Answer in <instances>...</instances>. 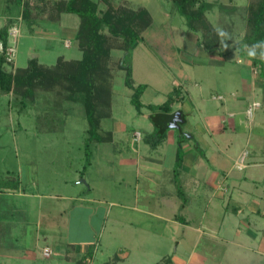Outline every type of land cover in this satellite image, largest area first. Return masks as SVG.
Returning a JSON list of instances; mask_svg holds the SVG:
<instances>
[{
	"label": "rangeland",
	"instance_id": "rangeland-1",
	"mask_svg": "<svg viewBox=\"0 0 264 264\" xmlns=\"http://www.w3.org/2000/svg\"><path fill=\"white\" fill-rule=\"evenodd\" d=\"M206 1L215 4L210 13L211 22L219 26L223 17L227 23V19L217 13L220 5H227L228 0ZM247 2L238 0L235 23L222 25L227 33H231V39L226 42L232 41L233 48L243 47L241 40L246 27L242 16L246 6H241ZM121 3L122 0H114L115 6ZM128 4L148 6L156 24L161 23L158 14H163L174 29L188 32L186 18L170 1L133 0ZM8 5L0 0V25L5 23L3 18ZM13 5L11 7L20 14V4L14 0ZM68 15L77 24L74 26L71 22L72 26L65 24V27L77 28L79 16ZM17 24L21 32L14 63L16 68H26L35 55L41 64L48 66L55 65L60 56L67 60L81 59L82 52L75 39L70 37L65 45L64 29L58 28V37L52 38L50 33L44 35L36 31L40 29L39 21L34 23L33 34L26 23L19 21ZM51 27L55 28V25ZM232 34L238 37L232 38ZM141 42L135 50L136 85L147 82L148 90L141 98L142 103L160 104L166 101V96L163 99L157 97L159 92L154 85L161 86L162 83L165 89L169 88L171 82L168 85L165 82L173 80L177 71L166 67L158 53L154 54L152 48H146ZM228 48L223 46L229 53L223 70L232 67L238 58L237 52L232 53L233 50ZM242 56H239L242 62L251 61L244 51ZM121 57L125 59L122 51H113L112 117L103 118L99 130L103 137L111 133L113 142L112 139L105 144L96 139L89 140L83 104L72 102L66 95L41 92L34 102H21L22 98L16 102L11 95L0 93V264H259L255 254H247L229 242H217L207 236L198 241L196 233L185 231L184 234L180 226L152 215L138 217L132 211L134 206H146L153 214L162 216L177 215L180 218L186 214L179 207L166 209L162 206V197L170 189V184L166 189L164 181L175 176L177 166L172 141L167 140L158 150H151L142 142L140 146L131 143L134 132L145 134L153 128L150 120L139 115L131 103L133 91L125 86L126 72L119 67ZM184 58L190 61L189 56L184 55ZM195 60L202 61L201 58ZM259 98L263 102L262 96ZM261 113L264 115L263 109ZM257 132L264 135V129L260 127ZM179 134V131L175 132V136ZM145 157L161 162H149ZM150 171L156 179H161L157 183L159 187L157 184L148 186L149 189L143 186L144 175ZM89 184L92 186L90 192ZM69 187H79L77 193L72 192L73 196L82 191L86 200L62 199L61 196L71 193ZM173 189L170 190L173 192ZM204 194L201 198L205 200ZM190 201L194 210L205 206L198 196ZM198 212L201 217L202 211ZM133 219L138 223L132 225ZM45 248L52 251L49 257L43 254Z\"/></svg>",
	"mask_w": 264,
	"mask_h": 264
},
{
	"label": "crops",
	"instance_id": "crops-1",
	"mask_svg": "<svg viewBox=\"0 0 264 264\" xmlns=\"http://www.w3.org/2000/svg\"><path fill=\"white\" fill-rule=\"evenodd\" d=\"M2 1L4 4L9 3V5L3 18L5 23L0 25V29L20 21L23 24L26 23L29 32L33 34L36 27L34 23L39 21L40 29L36 31L44 35L50 33L52 38L58 37V28L64 29L66 46L70 37L76 38L79 26L77 28L65 27V24L70 26L77 24L68 14H62L58 20L49 19L47 14L38 17L39 14L35 7H40L47 1L58 2L59 0H24L29 1L35 9L32 19L29 21L23 19V5H20L21 10L18 14L11 7L14 0ZM122 1L123 3H130L133 0ZM16 2L18 3V0ZM111 2L114 4V0ZM236 3L228 0V4L224 6L235 4L234 6L238 7V0ZM142 5L141 7L149 10L153 18V24L143 33V46L148 49L152 48L154 54L158 53L157 55L166 67L177 71L173 80L168 79V82H165L167 85L171 82V86L166 85L169 88L165 89L162 83L161 86L153 84L159 92L157 97L163 99L165 95L167 100L174 89L180 93V96L174 98L172 105L171 114L176 115L173 127L168 130L165 140L157 148H152L144 140V136L152 133L155 129L150 120L151 110L148 106L161 105L164 102L160 104L143 103L144 108L141 113H138L150 120L153 129L145 134L134 132L131 143L140 146V142H142L151 150H158L167 140L172 141L176 163L179 153L182 152V161L180 165L176 164L180 169H177L176 166L175 176L164 181L166 189L168 184H170L168 188L173 189L172 186H174V189L173 192L170 189L166 191L162 197V206L166 209L179 207L186 214L180 218L177 215L162 216L159 213L153 214L150 208H146V206L142 208L134 206L132 211L138 217L152 215L163 222L180 226L184 229V234L185 231L196 233L198 241L203 236H207L217 242L220 240L225 243L229 242L235 247L243 249L247 254H255L259 264H264V135L262 132H257L259 127L264 129V115L261 113V110H264V60L257 56L256 61L246 60V62H242V50L239 46L233 48L235 46L231 43H223L218 51L208 53L200 45L199 36L191 35L188 37L187 31L183 33L181 29H174L167 19L165 20L166 15L163 14H158L161 23L160 25L156 24L153 12L148 6ZM213 5L215 6V4ZM244 6L247 5L241 7ZM12 9L16 12L15 15L12 14ZM213 9L208 13L209 19ZM221 12L222 9L219 8L217 14L220 17ZM35 14L36 17H34ZM162 15L163 18H161ZM213 15L215 16L214 12ZM221 20L223 21V18ZM71 22L74 24L71 25ZM52 24L55 25L56 29L51 27ZM68 28L71 30L69 31ZM233 36L238 37V35ZM140 44L142 42L138 43L132 51L134 52L132 64L135 82H137L135 50ZM225 45L231 48L228 49L233 50L232 53L237 52L238 58L232 67L230 65L226 70H223L227 62L226 55H229L223 50ZM147 54L149 53L147 52ZM184 55L189 56L190 61H187ZM35 58L38 59V56L35 55ZM195 58L197 60L201 58L202 61H198L199 64H197ZM198 67L200 70H197ZM240 72L242 73L240 74ZM163 78L164 74L162 73V82H164ZM142 83L147 86V82ZM149 85L152 84L149 83ZM146 90H148V86ZM260 96H262L263 102L259 100ZM254 101L261 102L262 107L255 112L252 119H249L246 110ZM176 130L180 133L177 136H175ZM111 139L113 142L114 137L110 136L108 141ZM145 158L156 164L161 162L150 157ZM242 160L244 167L239 169L237 166ZM160 181L161 179H156L154 173L150 171L144 175L143 186L156 185ZM68 183L66 182V185ZM77 188H71V193L61 196V198L85 201L86 197L83 196L82 191L79 195L76 194V197L73 196L72 192L75 193ZM91 190L92 186L89 184L88 191ZM23 192L25 193L24 190ZM202 193H205L204 196L207 199L201 198L203 197ZM197 196L205 202V206L194 210L190 205L192 204L190 199ZM199 210L202 211L199 214L201 217L197 215ZM195 220L197 221L195 222ZM131 223L135 225L138 220L133 219ZM246 261L248 262V259Z\"/></svg>",
	"mask_w": 264,
	"mask_h": 264
},
{
	"label": "trees",
	"instance_id": "trees-1",
	"mask_svg": "<svg viewBox=\"0 0 264 264\" xmlns=\"http://www.w3.org/2000/svg\"><path fill=\"white\" fill-rule=\"evenodd\" d=\"M167 1L172 2L177 12L186 18L189 35L199 36L198 41L206 52L214 53L219 50L221 44L227 43L226 40L222 42L216 29H223L222 25L227 23L230 25L235 23L234 17H237L238 12L236 9L238 7H234L235 4L220 6L221 15L227 19V23L221 20L219 26H215L208 18V13L214 8L208 1ZM231 1L237 2V0ZM18 3L23 5L22 16L26 21L32 19L35 9L39 14L38 17L47 14L52 20H58L62 14L79 16L80 24L75 40L82 52V57L77 60H67L64 56H60L53 66L41 64L34 58L30 60L26 68H15L14 63H8L5 54L0 53L1 94L11 95L16 102H19L21 98V102H34L41 92L66 95L72 102L79 101L83 104L89 125L87 130L90 135L89 140L106 142L111 136L110 133L103 137L99 130L101 120L112 117L114 75L111 57L113 51L119 50L125 54V59L121 57L119 61V67L126 72L125 86L133 91L131 103L139 113L142 112L144 104L141 98L147 86L136 85L130 58L133 48L143 41V33L153 24V18L147 8L135 7L127 2L115 6L111 0L47 1L35 9L29 1L18 0ZM244 9L242 20L246 28L241 44L252 45L257 41H264V0H248ZM226 12L229 13L227 17ZM9 28L10 26H5L0 29V41H3L5 45L8 43ZM241 50L244 51L243 47ZM251 60L256 61L254 58ZM177 96H180V93L174 89L163 104L148 106L151 110L150 120L155 129L152 133L146 134L144 140L152 148H157L165 140L168 130L173 127L174 114L171 112L174 98ZM181 161L182 152L178 155L177 165Z\"/></svg>",
	"mask_w": 264,
	"mask_h": 264
},
{
	"label": "built area",
	"instance_id": "built-area-1",
	"mask_svg": "<svg viewBox=\"0 0 264 264\" xmlns=\"http://www.w3.org/2000/svg\"><path fill=\"white\" fill-rule=\"evenodd\" d=\"M21 29L17 23L10 26L8 30V43L7 45L4 44L3 41H0V53L5 54L6 60L8 63H15L16 54H17V44L20 37ZM262 107V103L259 101L252 102L247 110L246 115L249 119H252L255 112ZM243 160L238 164V168L242 169L244 167ZM51 249L45 248L44 249V256L49 257L51 255Z\"/></svg>",
	"mask_w": 264,
	"mask_h": 264
},
{
	"label": "clouds",
	"instance_id": "clouds-1",
	"mask_svg": "<svg viewBox=\"0 0 264 264\" xmlns=\"http://www.w3.org/2000/svg\"><path fill=\"white\" fill-rule=\"evenodd\" d=\"M216 31L222 42L224 40L231 39L229 33H227L225 30L217 28ZM243 50L246 51L250 58L255 59L258 56L260 59L264 60V41H257L252 45L244 44Z\"/></svg>",
	"mask_w": 264,
	"mask_h": 264
},
{
	"label": "water",
	"instance_id": "water-1",
	"mask_svg": "<svg viewBox=\"0 0 264 264\" xmlns=\"http://www.w3.org/2000/svg\"><path fill=\"white\" fill-rule=\"evenodd\" d=\"M178 115H179V114H178ZM175 117H176V115H174V118H173L172 122L175 120Z\"/></svg>",
	"mask_w": 264,
	"mask_h": 264
}]
</instances>
